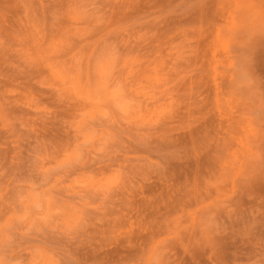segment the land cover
Returning <instances> with one entry per match:
<instances>
[{"label": "rangeland", "instance_id": "obj_1", "mask_svg": "<svg viewBox=\"0 0 264 264\" xmlns=\"http://www.w3.org/2000/svg\"><path fill=\"white\" fill-rule=\"evenodd\" d=\"M0 264H264V0H0Z\"/></svg>", "mask_w": 264, "mask_h": 264}]
</instances>
